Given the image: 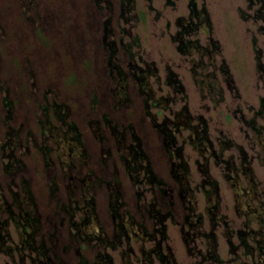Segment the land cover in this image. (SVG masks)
Segmentation results:
<instances>
[{"label":"rangeland","instance_id":"obj_1","mask_svg":"<svg viewBox=\"0 0 264 264\" xmlns=\"http://www.w3.org/2000/svg\"><path fill=\"white\" fill-rule=\"evenodd\" d=\"M174 1L169 5L166 0H152L149 5L147 0H135L134 8L123 15L121 0H0V203L8 208L0 210V219L9 218L10 211L36 206L42 218L37 238L54 245L50 255L55 264H80L79 253L88 264H100L103 245L82 239L71 221L86 213L78 210L71 217V209L92 197L99 224L112 238L119 221L113 219L109 206L115 190L122 193L120 218L132 217L133 229L144 227L156 235L141 238L129 225L131 238L123 237L117 248H107L115 264H160V251L173 253L178 264H207L201 261L207 250L206 236L193 240L192 233L209 232L214 220L219 222L214 233L224 264H264L258 251L245 257L243 249L236 255L233 248L240 244L236 232L246 231L249 219L237 208V192L254 178L258 194L249 203H264V80L257 69V49L264 63V9L260 12L261 4L251 0H197L199 7L204 3L210 11L212 36L221 45V51L203 56L201 47L189 54L177 48V21L188 17L189 7L188 0ZM124 29L139 37L140 46L131 49L136 63L157 69L149 83L160 106L150 100L147 108V96L130 79L127 85L109 65L111 50L106 40L128 42ZM191 38H199L202 46L209 40L203 33ZM129 52L122 43L114 59L125 71L132 60ZM200 57L204 63L192 70ZM223 62L232 83L222 71ZM168 69L177 74L184 92L166 83ZM163 97H169V102ZM57 104L69 109L66 121L77 124L82 132L83 144L73 148L76 154L68 152L64 140L59 142L41 130L47 118L61 125ZM183 106L194 117L192 124L198 123L199 116L206 119L217 155L210 149L205 157L191 143V131L183 122L185 126L175 136L190 172L177 167L174 174L171 162L182 157L174 154L170 162L154 121L175 120ZM253 126L262 131L258 133ZM134 133L140 141L134 140ZM225 140L236 145L223 149ZM132 146H139L145 157H131ZM241 146L249 164L241 163ZM84 150L87 163L79 154ZM225 161L238 168H228ZM135 165L136 169L131 168ZM247 165L251 172L243 169ZM150 171L156 177L152 184L147 181ZM68 172L75 178L67 176ZM156 209L172 212L164 222L167 239L160 251ZM250 221V229L260 228L256 220ZM96 227L95 220H90L82 229L88 234ZM2 228L5 242H0V264H34L29 251L19 250L21 230L13 220ZM10 246L16 248L10 250Z\"/></svg>","mask_w":264,"mask_h":264},{"label":"trees","instance_id":"obj_2","mask_svg":"<svg viewBox=\"0 0 264 264\" xmlns=\"http://www.w3.org/2000/svg\"><path fill=\"white\" fill-rule=\"evenodd\" d=\"M147 1H149V5L152 4V0H147ZM166 2L169 5L175 4L174 0H166ZM253 2H257L261 4L260 5L261 9L259 10L260 12H262V10L264 9V0H251V3ZM121 5H122V14L126 15V13H128L132 8H134L135 0H121ZM188 7H189L188 17H180L177 21L180 29L177 31L174 38L177 41V44H178L177 48L179 49V51H181L182 53L189 54L193 52V50L195 49L200 50L199 47H201L202 48L201 52L203 56H208V54L212 55L214 53L221 51V45L219 41L214 40L212 36L214 25H213L210 11L206 7V5L203 3L199 7L197 0H188ZM126 18L128 19V17ZM107 29H108L107 33L110 34L111 29L109 27H107ZM200 33L206 34L209 37L208 44L206 46L200 45L199 38H196V39L191 38V36H194ZM123 34L129 37L128 42H124L123 39H121V41L117 39H112L111 41H109L108 40L109 38L106 40L107 36L104 37V39L106 40V46L110 48L111 50L109 65L112 67V71L116 72L118 76L121 77L122 79L123 78L126 79L127 85H128V81L130 80L133 81L137 85L140 93L142 95L147 96V99L145 100V105L147 108L150 106V102H149L150 100H152V104L154 106H160L161 100L158 98H155L154 91L149 83V78L157 74V69L151 67V65H148V67L145 68L142 65L136 63L135 53H132L131 49L133 47L140 46L139 37L137 35H133L129 30H126V29L123 30ZM122 43H123L124 48L130 51L129 55H130V58L132 59L127 63V68H128L127 70L129 72H127V70L125 71L119 63H115L116 61H114L116 57V53L120 49V46ZM257 50H258L257 51L258 52L257 54V67L258 68L257 69L261 72V76H263V80H264V63L262 62V59H261L262 53H261V49H257ZM197 62L194 63L195 66L192 68V70H196L199 64L204 63V60L202 57H200L199 61ZM168 71L169 72L166 77V83L173 86L177 90V92L178 91L184 92L185 88L181 80L177 77V74H175L171 69H168ZM222 71L225 74H227V76L229 77L228 82L232 83L233 79L230 74L228 65L225 62H223ZM221 94L222 93H220V95ZM162 99H165L166 103L169 102L170 100L169 97H165V98L163 97ZM57 106H58V111H57L58 115L55 114L56 113L55 110H54V115L57 116L58 121L59 120L61 121V125L59 126L53 125L52 122L47 118L46 122L45 121L43 122V126L41 130L43 133L48 132L50 133V135L58 137L59 142L64 140L67 143L68 152H70L71 155L76 154L75 153L76 151H74L73 148L79 147L83 144L82 132L79 129L77 124L71 121L69 122L66 121L69 115V109L67 108L65 110V106H63V104H60V105L57 104ZM261 107L264 109V98L262 100ZM259 112L261 113V111ZM175 117H176L175 120L166 118L161 122L159 121L157 122V120L154 121V126L159 130L160 134L163 137L162 144L166 147L170 162L172 161L171 158L174 154H177L178 156L182 157L183 147L177 145L178 143H177V138L175 134L176 132L182 131V127L185 126L183 122L184 123L187 122V127L191 131L189 134L191 143L194 144V146L197 149L203 152V154L209 152L210 149H212L213 150L212 155L214 156L217 155L216 150L213 149V142L211 141L208 135V124L205 118H203L202 116H199L198 123L192 124L191 122L192 120H194V117L191 116V114L189 113L188 106H183L180 109V111L176 113ZM253 125H255V123H253ZM253 127L257 130L258 133L262 131V128L260 127H256V126H253ZM60 128L62 129L61 131L58 130ZM100 137L104 138L102 137V135H100ZM134 140L140 141V138L138 137L136 133H134ZM235 145L236 144L233 143L231 140L222 141V146H224L222 147L223 149L231 148L232 146H235ZM240 148L244 156L243 157L244 160H241L242 165L243 164L245 165V163L249 164L250 161L247 157V153L244 151L242 146ZM79 154H81L82 162L87 163L89 160V156L87 155L85 150ZM129 154L130 156L132 155L133 157H136V158L138 155H141V154L145 157V153L142 152L139 146H132L131 152ZM204 156L207 157V155L205 154ZM134 162L136 163V161ZM225 162L227 163L228 168H233L232 167L233 165H231L230 161H225ZM171 164H172L171 167L173 165L175 166L174 169L172 167V173L174 172V174H175V171L177 170L176 169L177 167L178 168L181 167L182 171L184 170L186 173L190 172L188 164L183 159V157L181 158L180 161L178 162L173 161L171 162ZM20 166H22L23 168V165L20 164L18 167ZM136 166L137 165L131 168H135ZM72 168H78V167L71 165V169ZM234 168L233 169L235 171L238 167L236 168V166H234ZM243 169H246L248 171L250 170L249 172H251V169L248 165L246 167H243ZM76 170L78 171L80 170V168ZM68 173L69 175L67 174V176H70L71 179L75 178V175L73 173H70V172ZM150 173L152 172L150 171ZM147 179H148L147 180L148 183L152 184V183H155L156 177L152 173L147 176ZM249 180L250 181L248 183V187L243 188L241 193L237 192V208L240 210V212L248 216L249 219L245 223L248 229L246 231L243 229H239V230L237 229L238 232L236 233L239 234L240 244H236L235 246H233V248H234V251L236 252V255L239 249H243L245 257L254 256L253 252L258 251L257 253L261 255V262H263L264 261V203L262 202L257 206L249 203V198L251 199L254 196V194L256 195L258 194L256 190V183H255L254 178H251ZM116 181L119 183V180H116ZM179 181L181 182L180 179ZM156 182L160 184L161 180L158 179L156 180ZM106 183L110 184L109 182H106ZM27 184L28 182H24L25 186ZM161 191L165 192V189H161ZM1 194L2 193H1V185H0V195ZM121 194H122L121 191L115 190L114 193H112V196L110 198L111 200H110L109 206H110L111 211L113 212L112 213L113 219L114 220L119 219V221L116 223L117 232H115L116 234L114 233L112 238H110L105 233V230L99 224L98 216L96 214V209H95V203L92 197L87 199V201H85L83 205L77 204L76 207H72L71 209V212H72L71 217H73L74 216L73 213L78 212V210H81L82 212L86 213L85 215H83V217H80L78 221H71V223L76 227V229L79 230V233L83 234L82 239H85L86 242L97 240L98 244L103 245L104 250H101L98 254L100 258V264H115L113 255L108 253L107 248L112 247L115 249L117 248V245L120 244V241L123 237H126L127 239L131 238V234H130L131 232L128 231L127 227H129L130 225L133 229V225H134L133 223H135V219H133L132 217L127 218V219H124L123 217L120 218L121 214L119 210L123 206V202L120 200L122 196ZM157 198L158 196H156L152 202V204L155 206L158 205V201L156 200ZM18 202L19 204L22 203V201H19V200ZM242 203L246 206V208H244ZM172 204L173 203L171 200V202H169V205L171 206ZM6 207L7 206H5L4 203H0V210H5L4 208ZM6 209L8 210V208ZM10 212L11 213H10L9 218L5 220L0 219V228H2L4 225L8 226L9 222L13 220V223L16 225V227L19 230H21L20 231L21 241L19 242V244H21V248H19L17 245L19 250L29 251V253L31 254L29 256H31V260L34 262V264H55V261L52 255H50L51 249L54 248V245L51 247L48 245L47 241H45L43 238L41 240L37 238L38 236L37 232H38V229L41 227L42 218H41L40 213L36 209V206L34 207L33 205V207L26 208V209L22 207L19 210V212H13V211H10ZM88 212H91V213L88 214ZM155 212L157 213V216L159 218L158 224H160L159 227L155 229V232L157 231L160 233V238L157 240L156 247H159V251H160V249L162 248V243L167 239V229H166V225L164 222L166 218L168 217V215H171L172 212L168 211L166 213H161L158 209H156ZM250 218L251 220H256V222L259 223L260 228L258 230L249 228L251 224ZM90 220L92 221L95 220V222L97 223V227L95 228L96 230L95 232L90 231V233L85 234L82 228L87 227L89 225ZM223 220L225 222L224 217H223ZM197 222L200 223L201 220L198 219ZM197 222L192 221L190 224H196ZM214 223H215V220L209 232L203 233L197 230L192 233V238L194 240L199 236H202V235L206 236L205 239L207 241L206 242L207 250L205 253L203 252L201 261H207V264H224L225 263L224 259L219 255L217 251V236L214 233V229L216 228V226H218L219 222L216 221V223L215 224ZM225 224L228 225L227 223ZM136 228H137L136 230L135 229L132 230V233L135 234L136 236H142L141 238L146 236V238L144 239L156 237L155 233L147 232V230L144 229V227H142V229L138 227ZM194 228H197V226H195ZM2 231H3V228L0 230V242L3 243L5 242V237H4L5 234L2 233ZM139 231L141 234H139ZM233 231L234 230L228 232L230 236ZM248 232L251 235H248L247 234ZM232 236H233V233H232ZM248 236H250V239ZM15 248L16 247L14 246L9 247L10 250L15 249ZM150 251L153 252L155 251V249H151ZM79 254L81 256L80 264H88L86 257L82 255L81 253ZM42 255L45 256V259L41 258ZM158 257L160 259V264H178L173 253L164 254L160 251L158 253ZM244 264H248V263H244Z\"/></svg>","mask_w":264,"mask_h":264}]
</instances>
